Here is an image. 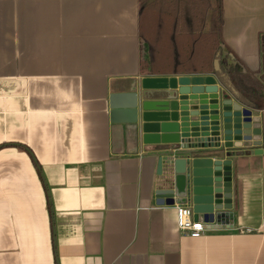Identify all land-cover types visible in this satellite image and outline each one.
Wrapping results in <instances>:
<instances>
[{
	"label": "crops",
	"instance_id": "0c3cea01",
	"mask_svg": "<svg viewBox=\"0 0 264 264\" xmlns=\"http://www.w3.org/2000/svg\"><path fill=\"white\" fill-rule=\"evenodd\" d=\"M139 8L0 0V264H264V0H222L209 73H149ZM182 74L231 86L261 135L232 161L231 216L199 237L156 204L157 154L108 115L121 83Z\"/></svg>",
	"mask_w": 264,
	"mask_h": 264
},
{
	"label": "water",
	"instance_id": "95a60500",
	"mask_svg": "<svg viewBox=\"0 0 264 264\" xmlns=\"http://www.w3.org/2000/svg\"><path fill=\"white\" fill-rule=\"evenodd\" d=\"M237 97L213 74L143 77L109 94L113 126L158 156L156 204L187 205L210 226L231 216L232 161L261 143L258 117Z\"/></svg>",
	"mask_w": 264,
	"mask_h": 264
},
{
	"label": "trees",
	"instance_id": "16d2710c",
	"mask_svg": "<svg viewBox=\"0 0 264 264\" xmlns=\"http://www.w3.org/2000/svg\"><path fill=\"white\" fill-rule=\"evenodd\" d=\"M139 2L143 66L149 73L214 72L222 51V0Z\"/></svg>",
	"mask_w": 264,
	"mask_h": 264
},
{
	"label": "built area",
	"instance_id": "2783aa9c",
	"mask_svg": "<svg viewBox=\"0 0 264 264\" xmlns=\"http://www.w3.org/2000/svg\"><path fill=\"white\" fill-rule=\"evenodd\" d=\"M176 226L180 231L186 232L191 237H199L206 229V224L194 220L191 209L187 205H176Z\"/></svg>",
	"mask_w": 264,
	"mask_h": 264
},
{
	"label": "rangeland",
	"instance_id": "374dc122",
	"mask_svg": "<svg viewBox=\"0 0 264 264\" xmlns=\"http://www.w3.org/2000/svg\"><path fill=\"white\" fill-rule=\"evenodd\" d=\"M162 64V63H161Z\"/></svg>",
	"mask_w": 264,
	"mask_h": 264
}]
</instances>
